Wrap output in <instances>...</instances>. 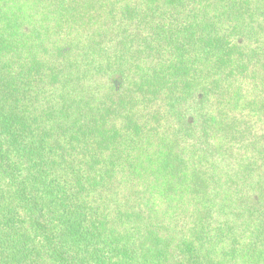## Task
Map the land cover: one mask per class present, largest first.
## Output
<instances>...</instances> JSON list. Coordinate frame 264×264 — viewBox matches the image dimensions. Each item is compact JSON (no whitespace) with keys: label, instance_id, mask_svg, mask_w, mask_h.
<instances>
[{"label":"trees","instance_id":"trees-1","mask_svg":"<svg viewBox=\"0 0 264 264\" xmlns=\"http://www.w3.org/2000/svg\"><path fill=\"white\" fill-rule=\"evenodd\" d=\"M0 264H264V0H0Z\"/></svg>","mask_w":264,"mask_h":264}]
</instances>
